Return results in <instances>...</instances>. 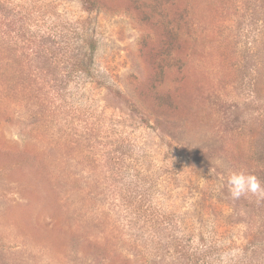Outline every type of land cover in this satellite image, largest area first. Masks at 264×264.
Wrapping results in <instances>:
<instances>
[{
	"label": "rangeland",
	"instance_id": "obj_1",
	"mask_svg": "<svg viewBox=\"0 0 264 264\" xmlns=\"http://www.w3.org/2000/svg\"><path fill=\"white\" fill-rule=\"evenodd\" d=\"M264 0H0V264H264Z\"/></svg>",
	"mask_w": 264,
	"mask_h": 264
},
{
	"label": "clouds",
	"instance_id": "obj_2",
	"mask_svg": "<svg viewBox=\"0 0 264 264\" xmlns=\"http://www.w3.org/2000/svg\"><path fill=\"white\" fill-rule=\"evenodd\" d=\"M227 186L234 199L249 193L264 197V186L259 179L244 170L230 171L227 176Z\"/></svg>",
	"mask_w": 264,
	"mask_h": 264
}]
</instances>
